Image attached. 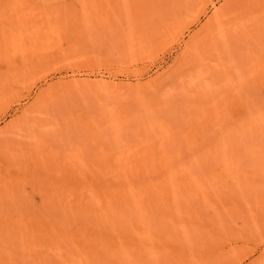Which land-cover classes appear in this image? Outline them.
Here are the masks:
<instances>
[{
	"label": "rangeland",
	"instance_id": "1",
	"mask_svg": "<svg viewBox=\"0 0 264 264\" xmlns=\"http://www.w3.org/2000/svg\"><path fill=\"white\" fill-rule=\"evenodd\" d=\"M14 1L21 3L12 6L19 10L16 16H6L11 4L0 9L7 11L0 12V64L13 51L11 46L8 51L4 27L14 21L13 27L27 31L23 42L42 67L0 110V264H109L112 259H104L102 250H111L110 238L121 236L134 246L125 248L123 264H264L263 228L249 234L238 220L235 234L233 227L220 234L204 223L216 210L211 206L229 207L235 199L252 197L251 192L264 194V121L252 126L262 156L212 158L231 141L223 133L264 96V0H205V9L178 40L152 52L142 47L146 32L139 25L147 31L153 24L146 12L157 8L164 18L183 15L201 0L4 4ZM220 6L227 15L212 33L202 32L208 37L205 45L186 48ZM133 11L149 18L137 21ZM38 30L57 33L45 41ZM83 80L122 87L111 95ZM231 147L244 146L239 141ZM92 158H197L202 160L197 166L189 164L193 159L187 164L201 171L194 189L199 195L167 192L166 198L180 199L177 204L169 199L173 207H144L141 221L132 209L111 224H96V214L75 194L89 180ZM86 226L98 231L92 240L102 245L98 254L58 233Z\"/></svg>",
	"mask_w": 264,
	"mask_h": 264
},
{
	"label": "bare ground",
	"instance_id": "2",
	"mask_svg": "<svg viewBox=\"0 0 264 264\" xmlns=\"http://www.w3.org/2000/svg\"><path fill=\"white\" fill-rule=\"evenodd\" d=\"M0 1L2 2V0ZM125 1L126 0H124L123 2ZM4 2L2 3L4 5V8H9L11 4V7L9 8L11 11L8 10L9 15L6 14L7 11H4L6 12L4 13L3 10H0V12L6 14L7 17H10L11 14L12 16H16L19 13V10L16 8L21 6L20 2L18 3L19 6H17L16 1H14L13 3L10 2L5 4ZM132 2L130 0L129 3L131 4ZM2 4L0 6V9H4L2 7ZM12 6H16V8H13ZM205 7L206 1L201 0V2L195 3V7L193 10L187 11V13L183 15L169 16L167 18H164L162 13L161 15L156 13L159 10L155 8V10H157H154V12H152L151 14L154 13L152 16L158 14L160 17L156 16L158 17L157 20L153 19L156 17L151 18V14H148V12L144 11L147 13V15L150 16V21H152L153 23L152 25L150 23L151 28H147L146 31V27H143V25H139V22H136L141 27L142 31L146 32L144 34L145 36L143 37L144 43L142 46L143 48H145L144 51L152 52L158 47H161L166 42L178 40L182 33L185 32V29H187L189 25L197 19L198 15L205 9ZM7 8L5 9L7 10ZM138 10L140 9H137V11ZM198 10L199 13L195 14ZM214 12L215 13L211 18H209L207 23L204 26L202 25V30L190 37V42H187L186 48L187 46L188 48H190L191 45H205L206 41H208V37H203L202 32L207 31V33H212V31L214 30V26H216L217 24H221L219 22H222L224 17H226L227 15L224 6L218 7V9ZM3 13H0V16H2ZM13 13L15 15H13ZM136 13H134L133 11V17H135ZM141 14L143 15V12ZM137 15L139 16L136 17L137 21H139L138 19L140 17L142 19L143 17L144 19L149 18L146 17L145 14L144 16H140V14L137 13ZM134 21L136 20L134 19ZM5 25H8V27H4V29L6 28L7 36L9 39L8 47L11 46L13 51L10 50L11 47H9L8 51L12 52H7L6 54H4V57L2 58L4 59L3 63L0 64V68H4L2 69V71H0V110H2L4 106L6 107L8 103L10 104L14 100H16V98H18V95H20V93L27 87L30 81L35 78L34 76L41 70L42 67L41 62L34 55V49L26 47V43L23 42L25 41L24 35L26 36L27 31L21 30L19 27H13L15 26L14 21H10ZM2 29L3 28H1V30ZM1 33L2 31H0V34ZM37 33L39 39L48 41L49 39L53 38V33H57V31L46 33L38 30ZM85 83L94 85L99 90L107 91L111 95L116 94L118 90H120V87H122V85L119 83L104 80H86ZM247 112L248 115L243 119H239V122L235 127L223 133V135L229 138L231 141L229 143H225L222 147L220 146L221 149L219 151H213L212 158H249L252 154H256L259 157L262 156L258 154H261L262 149L258 146V143H254L252 139V126L254 122L260 123L264 121V96L261 97V100L259 102H257V105L251 104V106L248 107ZM239 141H241L244 146L242 149L231 147L234 143L236 144ZM191 159L195 160V158H92L93 164L90 165L91 170L89 174V180L83 183V185L76 190L75 194L77 195V198H79L82 206H84L86 209L92 210V212H94L96 216L99 217L97 218L93 215L97 219L95 220L96 224H111L112 221L116 219V217H123L124 214L129 213V211L132 209L137 212L136 216L138 221H141L143 215H145L141 212L144 207H147L148 209L158 207V209L161 208L162 211V208H166L167 205L173 207L174 204H177L180 199L178 198V202L174 201L176 197H174L172 194H175V191L178 192L186 190L187 193L188 191L190 192V194L188 193V195H191V193L192 195L193 193H196V195H193L195 197L199 195V189L197 191L195 190V192L194 189H197L199 187L198 183L200 182V176L202 178L201 173H199L201 171L196 172V170H193L190 163L192 162V164H196V161L198 162L202 160H197L196 158V160L193 162ZM188 161L191 167L187 164ZM197 165L198 163L196 164V166ZM202 183L203 182H201V185H203L204 187L207 185H204ZM201 191H203V189ZM167 192H173L171 194V196H173L174 198L173 200L168 197L170 194L167 196L168 198L164 196V194ZM157 193H160V195L162 194L163 196H161L160 198H156L158 196ZM251 193L250 195H252V197L249 196V198L245 199L244 201L235 199L229 204V207L220 206V208H215V206H213L214 208H212L211 205L213 204H211V202L209 203L208 200H206L211 206V209L216 210L215 212L213 211V216H209L208 213V216H206V218L203 217L205 219L204 223L207 220V222L210 223L207 224L213 226V233H220L223 228L233 227L232 232H234L235 234L238 229H236L234 224L238 220H241L243 224L242 228L244 230L247 229V232H249V234L251 233L250 231L256 232L257 230H259L262 232V230L260 229H264V223L262 224V222L264 221V215H262L264 213V194L262 193L263 195L257 196L254 195V192ZM155 194H157V196H155ZM169 199L174 201V204L172 203L173 205L169 203ZM190 199L192 200V198ZM185 212H187V210ZM205 215L206 213L200 216L202 217ZM260 221L261 224L258 223ZM195 222L196 220H193V223ZM197 222L195 224H198ZM184 223L187 224V222ZM188 226L189 225L187 224V227ZM136 228L142 229V227L139 226V223L136 224ZM197 229L200 230V227L196 229L191 228V230ZM225 230L230 231V229ZM65 231L67 230H60L58 231V233L61 234L64 232L62 236L68 238L70 243L75 247L80 248L81 250L90 251L94 254H98L99 252H101L102 245L92 243V240L98 234V231L95 228L86 226L80 227L79 229L72 232ZM257 234L258 232H256L255 235ZM237 235L240 236V233H238ZM123 238L124 237L122 236L119 239L111 237L110 240L112 242V249L102 250V252L104 253L102 254L104 259H107L108 261L112 259V263L109 261V264H123V262H125V258L123 259L121 257L125 252V248L132 249L134 247L132 239L129 241H122ZM154 245L155 244L153 242L152 246ZM103 247H105L104 244ZM152 248L153 247H151V249ZM115 260L117 261L115 262ZM98 262H104L102 258H100V256L98 258Z\"/></svg>",
	"mask_w": 264,
	"mask_h": 264
}]
</instances>
